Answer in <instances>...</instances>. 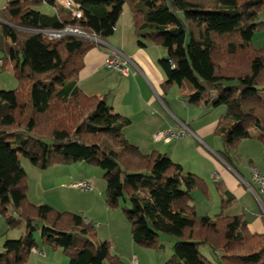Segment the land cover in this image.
I'll list each match as a JSON object with an SVG mask.
<instances>
[{"label": "trees", "instance_id": "trees-1", "mask_svg": "<svg viewBox=\"0 0 264 264\" xmlns=\"http://www.w3.org/2000/svg\"><path fill=\"white\" fill-rule=\"evenodd\" d=\"M50 1L8 0L0 8V37L11 40L0 42V59L15 60L17 79L16 87L0 89V215L6 227L24 228L18 238L4 239L0 264H26L35 228L41 245L62 248L68 264H120L83 216L27 200L22 156L41 167L82 161L100 167L106 205L119 197L130 202L123 212L135 243L161 249V234L174 239L166 264H264V233H251L242 214L196 215L192 191L202 189V178L167 153H145L128 141L129 117L114 111L105 94L77 85L84 55L99 44L42 32L73 26L105 40L126 4L137 45L166 51L157 59L162 89L178 85L183 102L207 112L224 106L214 133L219 156L233 164L250 130L264 144V46L250 42L264 25L258 20L264 0H67L68 7L57 4L52 13L38 10Z\"/></svg>", "mask_w": 264, "mask_h": 264}, {"label": "crops", "instance_id": "crops-1", "mask_svg": "<svg viewBox=\"0 0 264 264\" xmlns=\"http://www.w3.org/2000/svg\"><path fill=\"white\" fill-rule=\"evenodd\" d=\"M7 1L1 2L0 8ZM67 3V0L43 2L49 9L48 13L54 12L57 4L67 6ZM10 41L9 37H0L3 47L10 44ZM149 49H153L154 54H150ZM115 50L121 51L130 59L127 63V75L104 66L105 57ZM164 50L152 43H147L144 47L137 45L131 15L128 24L117 20L114 32L84 55V65L78 73L77 85L89 95L105 94L106 101L114 111L129 117L130 124L123 129L124 137L128 141L136 144L145 153L152 150L165 152L173 161L181 164L185 171L202 178V189L196 188L192 191L193 211L196 215L212 217L218 213L242 214L251 233H264V216L247 186L252 184V167L264 173V144L256 137L258 131L250 130L251 136L238 142L233 154V164L222 159L218 154L221 142L214 133L220 118L219 113L211 115L212 110L207 112L200 105L183 102L179 88L172 95L169 91L171 88L167 91L162 89L164 75L157 65V59L165 55ZM15 65V60H8L6 69L12 73ZM181 124L186 125L192 134L168 143L153 140L154 133L169 127L179 128ZM79 179H85L84 174L72 179L70 185ZM70 188L72 189L71 186L67 187L68 190ZM27 200L31 202L28 195ZM84 213L86 221L90 219L88 222L91 223L97 216L102 218L97 220L100 224H93L95 228L98 226V230L102 226L109 230L105 239L110 243V253L118 257L120 264H130L134 256L137 264H166L171 252H158L159 249L135 243L128 221L122 219L124 229L120 234L118 232L113 236L111 228L116 229L117 226L112 218L114 211L106 206L104 199H93L87 208H84ZM5 228L4 219L0 215V247L4 241L2 237ZM34 240L36 242V239ZM170 240L172 245L174 239ZM48 248L47 245L39 246L36 242L29 254V263L48 264L51 259ZM207 251V258L212 260L208 248Z\"/></svg>", "mask_w": 264, "mask_h": 264}, {"label": "rangeland", "instance_id": "rangeland-1", "mask_svg": "<svg viewBox=\"0 0 264 264\" xmlns=\"http://www.w3.org/2000/svg\"><path fill=\"white\" fill-rule=\"evenodd\" d=\"M3 1L4 0H0V3ZM37 8L42 12L47 13L49 11V9L46 6H44V4L39 5ZM129 18H130V11L128 6L125 4L122 7V11L118 20L120 23L128 24ZM258 20L264 22V7L258 10ZM250 42L256 48L264 46V25H262L258 30L254 32ZM158 46L159 49L164 50L162 46L160 45ZM149 52L150 54H154L153 49H149ZM164 54H165V50H164ZM0 55H2L1 50H0ZM7 65H8V61H5V63L0 66V89H12L17 85V79L13 76V73L9 72V70L6 69ZM223 66L224 64L220 65V67ZM178 88H179L178 85L173 84L171 90H169L171 92V95L176 93V90ZM224 112H225L224 106H219L214 108L210 113L211 115L214 113H219L220 116ZM17 155L20 157V153H17ZM20 164L26 171L28 198L34 204L47 203L57 211H68V212L78 213L81 216L85 217L84 208H87V205L91 203L93 199L100 198L105 200V179L103 177L104 171L98 166L87 164L82 161V162H75L72 164H52L46 167H41L32 164L28 160V158L23 156L20 157ZM83 174L85 179L93 187L92 191H90L89 193L82 192L75 188L72 189L70 188V190H68L67 187L70 186V182H72V179L79 178V176H83ZM62 186H65L66 188H63ZM91 195H93V197ZM106 206L110 208L111 211H114L115 215L112 213V218L114 219V221H116L115 223L117 224L116 229L111 228V232H114L113 236L118 232H119L118 234H120L121 230L124 229L122 228L124 227V225L122 224V219L123 221L125 220L128 221L124 215L123 208L129 207L130 202L126 197H119L116 200L115 204L112 203ZM100 219L102 218L97 216L96 219L93 220L91 219V220L92 223L98 225L101 222L97 220ZM97 227L95 228L96 235L94 239L96 241L106 240L105 238L108 237L109 230L105 229L103 226L98 230ZM127 227H129V225ZM23 230H24L23 223L15 227H6L4 229V234H3L4 237H2L3 238L2 240H4V238H9V239L18 238L23 233ZM33 239H36V242L39 244V246L41 245L40 230L38 228H35L33 231ZM160 239L161 242L163 243V248L159 249L158 252L167 251V253H170L171 252L170 249L172 245L169 242L171 241L170 239L173 240V238L161 234ZM48 247H49L48 251L50 253V258H51L48 261V264H65V263L68 264L69 258L62 248L52 247V246H48ZM199 250L200 253L203 254L205 257H209L206 247H201L199 248ZM1 251L2 248L0 247V252ZM27 261L26 264H31L29 263V261L28 262Z\"/></svg>", "mask_w": 264, "mask_h": 264}, {"label": "built area", "instance_id": "built-area-1", "mask_svg": "<svg viewBox=\"0 0 264 264\" xmlns=\"http://www.w3.org/2000/svg\"><path fill=\"white\" fill-rule=\"evenodd\" d=\"M67 6H69V3H67ZM73 14L75 17L81 16V13L76 10H73ZM42 32L49 38H58L64 35H74L90 38L97 44L102 43V40H100L95 34L87 35L79 28L73 26H67L58 30H43ZM129 60L130 59L126 57L121 51L115 50L105 57L104 66L108 69L118 70L123 75H127L129 72V66L127 65V63L129 62ZM1 65L2 61L0 59V66ZM190 134H192L190 129L186 125L181 124L179 128L169 127L167 129L154 133L153 140L164 141L168 143L171 141H179L184 136ZM250 173L252 184H248L247 186L258 202L261 208L262 216H264V173H261L258 169L253 167L250 169ZM70 186L82 192H89L93 189L91 184H89V182L85 179H79L71 183ZM130 264H137V259L135 256L131 259Z\"/></svg>", "mask_w": 264, "mask_h": 264}, {"label": "water", "instance_id": "water-1", "mask_svg": "<svg viewBox=\"0 0 264 264\" xmlns=\"http://www.w3.org/2000/svg\"><path fill=\"white\" fill-rule=\"evenodd\" d=\"M3 22V21H2Z\"/></svg>", "mask_w": 264, "mask_h": 264}]
</instances>
